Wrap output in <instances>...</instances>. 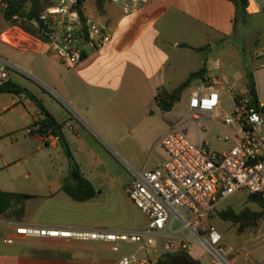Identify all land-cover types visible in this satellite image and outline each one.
<instances>
[{
    "label": "crops",
    "instance_id": "0c3cea01",
    "mask_svg": "<svg viewBox=\"0 0 264 264\" xmlns=\"http://www.w3.org/2000/svg\"><path fill=\"white\" fill-rule=\"evenodd\" d=\"M1 1L0 44L15 53L7 58L0 53L14 70L8 84L35 95L63 125L61 138L97 194L77 202L63 190L64 181L77 177L60 139L47 141L32 131L42 115L25 94L1 93L0 191L30 198L22 223L0 220V264H96L81 255L95 254L104 247L97 242L67 244L56 241L63 239H50L53 241L47 244L18 236L16 229L127 232L101 227L102 217L111 213L119 198L121 180L113 163L116 160L130 170L126 173L129 182L123 187L129 197L128 189L138 174L152 171L167 160L160 141L176 126L166 120L176 106L163 112L155 98L162 89L178 88L202 67L203 59L206 78L225 76L240 90L247 88L248 73H252L259 101L263 102L264 8L259 12L247 10L236 22L233 0H152L130 15L110 2L100 13L95 0L100 18L86 9L88 16L107 28L112 41L100 50L86 49L82 61L68 68L37 37L11 26ZM247 58L256 65L252 71ZM156 128L163 133L155 142L162 155L154 160L147 158L144 150ZM146 227L147 220L141 230ZM9 238L15 243L7 244ZM121 257L106 262L100 256L99 262L115 264Z\"/></svg>",
    "mask_w": 264,
    "mask_h": 264
},
{
    "label": "built area",
    "instance_id": "2783aa9c",
    "mask_svg": "<svg viewBox=\"0 0 264 264\" xmlns=\"http://www.w3.org/2000/svg\"><path fill=\"white\" fill-rule=\"evenodd\" d=\"M151 1L109 0L126 15L142 10ZM43 2L45 10L35 24L42 26L45 40L38 39L66 67L81 62L86 49L100 50L111 43L112 34L105 26L81 18L79 0ZM247 3L250 12L264 8V0ZM11 70L12 65L0 57V88L10 82ZM187 90L188 114L203 133V140L196 143L178 126L169 128L160 141L167 160L152 171L138 174L132 182L129 199L147 218L144 230L92 232L21 226L16 234L30 239L105 243L116 253L121 245L137 249V253L123 255L115 264H157L160 257L141 258L139 254L187 253L193 246L208 253L210 264H233L229 260L232 248L222 247L223 235L211 216L239 192L260 196L264 201V102L254 105L247 88L238 89L225 76L205 77ZM226 98L232 108L222 113ZM215 122L228 130L216 139L231 145L224 151L211 148L206 141ZM43 137L47 141L58 139L52 134ZM5 242L14 244L15 239Z\"/></svg>",
    "mask_w": 264,
    "mask_h": 264
},
{
    "label": "rangeland",
    "instance_id": "374dc122",
    "mask_svg": "<svg viewBox=\"0 0 264 264\" xmlns=\"http://www.w3.org/2000/svg\"><path fill=\"white\" fill-rule=\"evenodd\" d=\"M86 9L88 12L93 14L96 19L100 18L99 14L95 9V0H86ZM236 45L239 46L240 42L236 41ZM226 52V51H225ZM0 53H2L6 58L9 57L8 55L15 54L13 50H11L8 46H3L0 44ZM259 56V54H258ZM248 63V69L251 71L255 68L256 65L250 60L246 59ZM14 71V70H11ZM16 72V71H15ZM20 73V72H18ZM22 75L31 80L29 75L22 72ZM263 83L261 84V100L264 102V77ZM189 97V90L186 89L184 92L181 101L175 105L176 107L173 110V113L166 119L170 120L171 125L178 126L181 131L186 134L192 141L199 143L203 140V133L197 128L196 124L190 119L188 110H187V102ZM223 106L221 112L224 113L226 111L231 110V103L228 98L223 101ZM162 122V120H161ZM207 124V122H205ZM228 132V130L220 125L219 122H215L212 125V132L207 137V143L211 146V148L217 151H224L228 149L231 145H224L220 144L216 141L218 136H223ZM161 128H156L152 131L150 140L147 141L149 147L144 150V155L147 158L154 159L156 156L162 155V151L160 148L155 146V142L157 139L162 136ZM154 155V157H153ZM113 167L115 171H118L117 174L120 178L119 187V198L114 203V207L111 213L102 217V228L107 230L113 231H133V230H141L146 225V217L144 214L133 204V202L129 199L123 187L127 182H129V178H127V174L130 170H127L125 165L118 164L115 160L113 163ZM128 171V172H127ZM248 194L246 192H239L232 196L228 201L223 203L216 212L211 216V222L214 226H216L219 231L223 235L222 247L232 248V252L229 255V260L233 264H264V218L258 223V226L254 229L246 230L244 232H239L238 227L234 226L230 222L223 221L219 213L228 209L232 208L236 212H240L244 209H250L252 211H259L257 205L250 203L247 199ZM101 219V218H100ZM176 229L180 228V224H176ZM54 240V239H53ZM53 240L50 239H40L37 240L38 242H45L49 244ZM59 242H64L67 244H71L74 242H69L66 240H56ZM99 243V242H97ZM100 245L104 246L101 247L95 254L93 253H82L81 258L86 259L90 257L94 259L93 262L96 264H103L104 261L114 260L122 255H132L137 253V249L128 245H121L120 252L116 253L110 250L111 247L105 243H99ZM109 247V248H107ZM43 248H51L48 245H44ZM52 249V248H51ZM35 252L37 250L34 249ZM43 251V250H42ZM38 253V252H37ZM42 253V252H41ZM193 261L199 264H210V258L208 253L201 249L200 247L193 246L187 253ZM97 256V257H96ZM100 256L104 257L103 262H99ZM141 258L145 257H155L163 259V263L169 262L172 263L178 260L180 257H183L181 253H172L169 254V257L166 255H162L161 252H149L143 251L139 254ZM159 259V260H160Z\"/></svg>",
    "mask_w": 264,
    "mask_h": 264
},
{
    "label": "trees",
    "instance_id": "16d2710c",
    "mask_svg": "<svg viewBox=\"0 0 264 264\" xmlns=\"http://www.w3.org/2000/svg\"><path fill=\"white\" fill-rule=\"evenodd\" d=\"M237 8L236 22L239 21L247 14V0H233ZM109 0H96L97 10L101 13L104 10L105 4ZM45 3L43 0H2L1 9L5 16V19L11 26H18L28 34H31L37 38L43 39V30L41 25L35 23L39 21V17L45 10ZM77 9L80 12L81 18L86 20L89 18L86 10V0H79ZM205 49H198L199 52ZM207 74L206 60H202V67L190 75V77L182 83L178 88L174 90L162 89L156 96L155 101L158 107L163 112H170L175 105L181 101V98L193 83L199 79L204 78ZM247 91L252 99V103L256 105L259 102L255 79L252 73H248ZM11 84H7L0 88V94L5 92L23 93L29 99H31L39 108L42 115V119L37 121L32 128H37L36 132L40 136L54 135L58 137L63 144L66 154L70 161L72 170L75 169L77 178L72 177L71 181L63 182V190L75 201L85 202L96 197L97 191L90 181L83 177L80 173L79 167L75 163V160L69 151L68 145L61 138V131L63 125L60 124L54 116L46 109L41 100L28 90L20 87H11ZM30 198L29 195L21 193H11L0 191V220H4L11 223H22L26 215V202ZM247 199L250 203L258 206L259 211H252L250 209H244L240 212H236L232 208H228L219 213L220 218L225 222H230L234 226L238 227L239 232L254 229L258 226V223L264 218V201L260 196L248 194ZM183 258L192 264H199L193 261L187 254L181 253ZM169 257V254L166 255ZM157 264H164L163 259H160Z\"/></svg>",
    "mask_w": 264,
    "mask_h": 264
},
{
    "label": "flooded vegetation",
    "instance_id": "af4514ba",
    "mask_svg": "<svg viewBox=\"0 0 264 264\" xmlns=\"http://www.w3.org/2000/svg\"><path fill=\"white\" fill-rule=\"evenodd\" d=\"M164 264H192L191 262L185 260L183 257H180L178 260L172 262V263H169V262H166Z\"/></svg>",
    "mask_w": 264,
    "mask_h": 264
},
{
    "label": "water",
    "instance_id": "95a60500",
    "mask_svg": "<svg viewBox=\"0 0 264 264\" xmlns=\"http://www.w3.org/2000/svg\"><path fill=\"white\" fill-rule=\"evenodd\" d=\"M73 176H74V177H77V173H76L75 170H74V172H73Z\"/></svg>",
    "mask_w": 264,
    "mask_h": 264
},
{
    "label": "bare ground",
    "instance_id": "6f19581e",
    "mask_svg": "<svg viewBox=\"0 0 264 264\" xmlns=\"http://www.w3.org/2000/svg\"><path fill=\"white\" fill-rule=\"evenodd\" d=\"M5 39H6L7 41H9V38H8V37H5Z\"/></svg>",
    "mask_w": 264,
    "mask_h": 264
}]
</instances>
